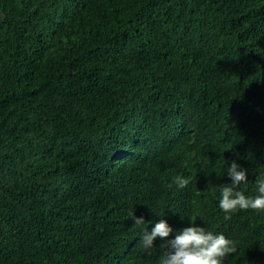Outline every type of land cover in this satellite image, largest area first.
<instances>
[{"label": "trees", "instance_id": "trees-1", "mask_svg": "<svg viewBox=\"0 0 264 264\" xmlns=\"http://www.w3.org/2000/svg\"><path fill=\"white\" fill-rule=\"evenodd\" d=\"M233 160L256 195L264 0H0V264H154L191 198L264 264V210L216 206Z\"/></svg>", "mask_w": 264, "mask_h": 264}, {"label": "clouds", "instance_id": "clouds-1", "mask_svg": "<svg viewBox=\"0 0 264 264\" xmlns=\"http://www.w3.org/2000/svg\"><path fill=\"white\" fill-rule=\"evenodd\" d=\"M174 137L170 135L167 143ZM247 173L248 169L242 168L235 160L227 168L226 174L231 178L232 182L221 188V199L218 203L216 201V206L219 205L222 209L219 211L221 215L232 213L238 209L264 210V172H261L257 177L256 195H245L244 191L237 190L242 183H247ZM217 175L219 174L217 173ZM188 182V179L176 178L178 187L183 188ZM168 187L172 186L167 181ZM149 203V201L145 202L139 209L151 205ZM160 209L161 207L159 206L155 208V211ZM194 210L195 202L191 198L189 214L183 220L181 226H175V230L169 225L173 223L165 219L154 221L151 226L147 225L142 228L139 245L149 255L152 250L153 252L158 250L159 255L153 259L154 264H229L230 258H226V256L233 253L235 255L237 251L235 242L231 238L232 231L229 229L224 230L223 228L216 231L215 226L221 225L208 217L194 216ZM130 217L134 220L133 225H143L145 222L144 217H137L135 213ZM225 219H229V216L226 215ZM247 235L248 233L245 231L239 235L240 249L242 247L241 242ZM169 236H174V238L168 239Z\"/></svg>", "mask_w": 264, "mask_h": 264}]
</instances>
